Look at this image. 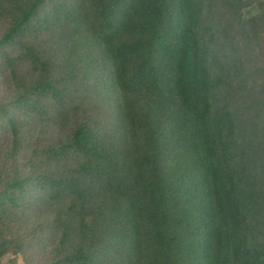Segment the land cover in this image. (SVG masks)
<instances>
[{"label":"trees","instance_id":"1","mask_svg":"<svg viewBox=\"0 0 264 264\" xmlns=\"http://www.w3.org/2000/svg\"><path fill=\"white\" fill-rule=\"evenodd\" d=\"M264 264V0H0V264Z\"/></svg>","mask_w":264,"mask_h":264},{"label":"rangeland","instance_id":"2","mask_svg":"<svg viewBox=\"0 0 264 264\" xmlns=\"http://www.w3.org/2000/svg\"><path fill=\"white\" fill-rule=\"evenodd\" d=\"M3 264H9V262H8L7 260H5V261L3 262ZM20 264H22V263H20Z\"/></svg>","mask_w":264,"mask_h":264}]
</instances>
